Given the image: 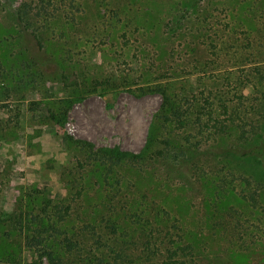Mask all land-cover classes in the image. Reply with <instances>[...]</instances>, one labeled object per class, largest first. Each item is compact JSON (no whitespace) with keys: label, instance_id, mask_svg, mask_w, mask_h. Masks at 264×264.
Here are the masks:
<instances>
[{"label":"rangeland","instance_id":"rangeland-1","mask_svg":"<svg viewBox=\"0 0 264 264\" xmlns=\"http://www.w3.org/2000/svg\"><path fill=\"white\" fill-rule=\"evenodd\" d=\"M20 1L0 0V59L8 68L20 63L13 17ZM94 1H84L85 11L74 13L80 20L76 27L58 18L44 34L50 55L72 58L62 67L68 79L45 77L17 91L13 87L19 75L13 73L8 82L0 70V215L41 214L49 201L77 197L82 189L83 203L73 212L79 217L71 223L97 221L106 213L104 175L86 162L71 139L141 154L162 96L156 91L141 93L138 87L164 84L171 93L184 91L190 97L205 92L216 104L221 103L218 94L229 106L239 104V116L229 131L203 143L194 165L155 162L139 176L134 173L138 185L128 195L132 202L148 193L145 202L165 204L202 264H264V192L253 207L242 197L243 180L225 191L217 185L218 168L226 162L245 172L264 168V162L228 157L223 151L226 144H240L238 130L256 133V143L264 141V78L258 73L264 72V0H199L187 11L189 18L181 28L171 33L165 24L175 16L169 10L175 0H132L130 9L120 13L121 20L115 12L123 0H97L102 2L100 9ZM124 31L127 36L121 34ZM212 41H219L220 56L212 54ZM109 76L116 81L92 84L88 91L85 84L71 85L76 78L81 82ZM67 97L73 103L66 118L53 116V111L63 110ZM205 169L206 174L201 172ZM129 181L126 178L121 187ZM226 216L242 220L234 236L226 231ZM11 230L7 220L0 221V257L10 249L25 250V238L8 235Z\"/></svg>","mask_w":264,"mask_h":264},{"label":"trees","instance_id":"trees-1","mask_svg":"<svg viewBox=\"0 0 264 264\" xmlns=\"http://www.w3.org/2000/svg\"><path fill=\"white\" fill-rule=\"evenodd\" d=\"M84 1L87 0H21L19 6L13 9L20 38L21 51L17 53L20 63H14L8 68L0 59V70L6 79L9 78L8 82H11L13 73L19 75V83L13 89H27L29 84L37 83L39 79L44 80L45 77L64 80L69 78L62 67L65 66L64 61L71 62L72 58L66 56L57 60L54 54L50 55L44 34L54 20L63 19L72 28L79 25L80 20L76 21L74 13L85 11ZM198 1L175 0L169 9L175 12V16L170 17L165 24L170 33L181 28V23L189 18L187 11L195 8ZM131 3L132 0L119 3L115 12L117 20L122 19L120 13L130 9ZM94 4L100 9L102 2L96 0ZM68 7L75 8V11L70 13ZM140 10L149 14L147 9ZM113 19L111 22L119 24ZM159 23L155 22L156 25ZM121 34L127 36L125 31ZM217 43L212 41L210 47L212 54L220 56L219 41ZM54 65L56 68L52 69ZM258 73L263 79L264 72L259 70ZM125 79L128 81L127 77ZM111 80L116 81L112 76L94 78L92 81L84 78L81 82L76 78L71 85L85 84L88 91L92 84L93 87L107 85ZM13 89L8 91L9 94ZM138 89L141 93L156 91L162 96V103L147 134V145L141 154L119 146L95 148L91 141L71 139L83 151L86 162L96 166L104 175L106 188L102 208L106 213L95 222L72 225L71 222L79 217V213L73 212L77 204L83 203L82 189L76 191L77 197H67L54 203L49 201L41 209V214L30 211L2 212L0 221L7 220L13 229L8 235L18 236L20 233L25 238V250L22 253L20 249H10L6 256L0 257V264H202L193 242L186 239L185 233L180 232L182 228L177 223L176 216H173L165 204L155 200L145 202L148 193L142 196L144 199L134 198V201H130L138 185V178L132 175L136 173L139 176L150 163L155 162H169L173 166L193 164L192 161L198 157L203 143L215 140L229 131L235 118L239 116V104L229 106L226 101H221L222 96L218 94L216 97L221 102L219 104L211 100L210 95L205 92H201L202 95L193 94L191 97L184 91L171 93L164 84L154 87L140 86ZM62 102L65 103L63 110L58 114L53 111L52 115H59L64 119L73 102L68 97ZM222 113L225 118L220 117ZM255 134L248 130H238L240 144H226L223 151L228 157L246 159L256 164L264 162V141L256 143ZM218 171L217 185L220 191L232 189L235 182L241 179L244 181L242 197L251 206L258 205L264 192L263 167L255 169L254 172H245L229 168L226 162L219 166ZM201 172L206 174L208 170ZM128 177V185L121 187ZM130 188L131 196L128 195ZM122 189L125 191L123 195ZM134 196L136 197V193ZM164 199L167 201V198ZM28 206L30 208L31 205ZM224 220L227 222L228 233L234 236L240 232L242 220L236 217L229 220L227 216Z\"/></svg>","mask_w":264,"mask_h":264}]
</instances>
